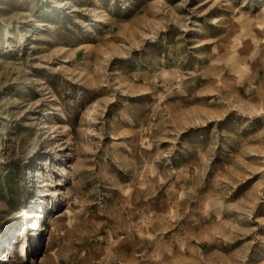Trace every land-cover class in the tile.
Here are the masks:
<instances>
[{
	"label": "rangeland",
	"instance_id": "1",
	"mask_svg": "<svg viewBox=\"0 0 264 264\" xmlns=\"http://www.w3.org/2000/svg\"><path fill=\"white\" fill-rule=\"evenodd\" d=\"M0 264H264V0H0Z\"/></svg>",
	"mask_w": 264,
	"mask_h": 264
},
{
	"label": "bare ground",
	"instance_id": "2",
	"mask_svg": "<svg viewBox=\"0 0 264 264\" xmlns=\"http://www.w3.org/2000/svg\"><path fill=\"white\" fill-rule=\"evenodd\" d=\"M57 202H58V201H57ZM50 223H51L52 226L54 225V220H53L52 218L50 219ZM39 230H40V228L37 229V231H39ZM22 240H23V239H22ZM10 253H11V252H10ZM12 255H13V253L10 254V259H11ZM10 259H9V261H10ZM6 261H8V256H7L6 259H4L2 262H6Z\"/></svg>",
	"mask_w": 264,
	"mask_h": 264
}]
</instances>
